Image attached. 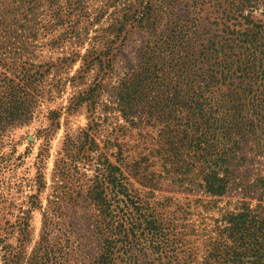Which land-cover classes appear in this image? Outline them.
I'll list each match as a JSON object with an SVG mask.
<instances>
[{
    "label": "trees",
    "instance_id": "16d2710c",
    "mask_svg": "<svg viewBox=\"0 0 264 264\" xmlns=\"http://www.w3.org/2000/svg\"><path fill=\"white\" fill-rule=\"evenodd\" d=\"M39 1H22L24 19L35 16ZM100 2L94 24L108 10L115 14L122 6L109 28L114 38L127 27H137L146 30L149 39L139 64L118 88L116 111L124 125L114 130L121 131L112 143L116 164L104 155L97 157L99 171L107 173L115 193L106 199L102 193L94 194L97 187L89 191L88 200L95 206L93 234L101 255L98 252L86 264L189 263V258L181 263L162 240L170 238L171 225L162 223L149 200H142L133 188L134 182L156 189L154 181L166 179L187 193L241 196L239 208L227 211L218 228L219 237L226 238L224 254L215 249L205 264H264V167L259 166L264 165V0ZM76 5L69 8L72 12L80 8L83 17L84 3ZM55 10L52 17L58 21L57 3ZM68 30L54 45L74 39L71 45L78 50L64 55L59 65L80 60L88 66L103 59L110 65L115 56L112 41L81 56L88 30L78 33L75 25ZM54 64L27 62L18 74L0 72V119L7 113L4 121L9 126L31 120L40 105L36 85ZM128 131L127 140L119 142ZM4 132L0 126V137ZM87 142L82 146L90 152L93 142ZM57 167L56 163L54 170ZM65 168L60 167V178L65 179ZM38 187L39 193L42 186ZM252 200L256 205L251 206ZM46 225L25 264H69L68 242L49 238L52 230Z\"/></svg>",
    "mask_w": 264,
    "mask_h": 264
},
{
    "label": "rangeland",
    "instance_id": "374dc122",
    "mask_svg": "<svg viewBox=\"0 0 264 264\" xmlns=\"http://www.w3.org/2000/svg\"><path fill=\"white\" fill-rule=\"evenodd\" d=\"M22 1L0 0V72L18 74L27 62L55 64L36 85L35 92L41 98L31 120L9 126L4 121L7 113L0 119L5 130L0 137V264L6 260L7 264H25L40 239L44 222L52 230L49 238L68 242L69 264H86L98 252L101 255L93 234L95 206L88 200L89 191L97 187L94 194L102 193L106 199L115 193L107 173L99 171L102 167L97 157L104 155L116 164L112 143L121 131L114 130L124 125L116 111L118 88L139 64L149 38L146 30L137 27H127L120 38H114L109 28L122 6L115 14L113 9L108 10L101 22L94 24L100 0H40L35 16L25 19L20 14L26 8ZM55 2L63 15L58 21L52 17ZM77 2L84 3L83 17L80 8L76 12L69 8L70 4L77 7ZM73 25L78 33L88 30L84 49L79 51L81 56L112 41L111 55L115 56L110 65L107 59L88 66L80 60L71 66L58 64L64 55L78 50L71 45L76 43L74 39H66L60 47L54 45ZM51 112L56 114L51 116ZM89 127L91 132L87 133ZM128 133L118 141L127 140ZM87 141L93 142L90 152L88 146H82ZM62 166L66 167L65 179L58 174ZM154 182H158L156 189H144L134 182L133 188L142 200H149L162 223L171 225L170 238L162 240L169 243L181 263L189 258L188 264H205L215 249L224 254L226 238L219 237L218 228L227 211L239 208L238 192L211 198L201 190L184 192L167 179ZM38 186H42L39 193ZM250 204L254 206L256 201Z\"/></svg>",
    "mask_w": 264,
    "mask_h": 264
}]
</instances>
